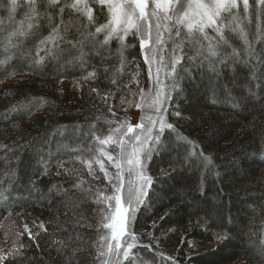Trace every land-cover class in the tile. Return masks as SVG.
<instances>
[{
    "label": "trees",
    "instance_id": "16d2710c",
    "mask_svg": "<svg viewBox=\"0 0 264 264\" xmlns=\"http://www.w3.org/2000/svg\"><path fill=\"white\" fill-rule=\"evenodd\" d=\"M87 2L94 31L108 13ZM249 3L245 16L238 0L242 26L264 61V13ZM38 11V27L18 47L0 44V264H107L109 254L100 255L107 205L98 199L110 185L99 164L86 162L101 148L120 160L116 144L97 137L124 138L133 113L146 111L154 79L131 32L123 47L116 38L107 49L86 43L83 59L64 43L55 59L38 53L53 15L39 0ZM25 13L21 6L10 20L0 9V28L26 25ZM62 19L60 35L81 40L86 17L69 9ZM225 35L229 59L215 73L205 62L194 84L183 79L173 91L175 77L161 70L172 97L164 120L173 128L149 157L152 183L133 220L135 247L118 264H264V62L247 57L236 32Z\"/></svg>",
    "mask_w": 264,
    "mask_h": 264
},
{
    "label": "snow or ice",
    "instance_id": "6c2138e0",
    "mask_svg": "<svg viewBox=\"0 0 264 264\" xmlns=\"http://www.w3.org/2000/svg\"><path fill=\"white\" fill-rule=\"evenodd\" d=\"M92 2L100 6L101 12L106 8L108 13V22L96 26L94 31L92 30V25L95 23L93 8L87 0H39V6L44 8V14L52 12L53 15L48 16L51 31L48 37L40 41L38 53L43 50L48 57L55 59L63 52L60 43H64L71 48L78 49V58L83 59L86 55L84 52L86 43L91 44L94 49H107L110 41L116 38L123 47L126 37L131 32L133 35L139 36V47L144 55L145 63L149 65V77L153 78L152 65L157 64L156 83L158 85L161 83L160 72L163 69L165 78L175 77L170 81L173 91L180 89V82L183 79L194 84L197 78L194 71L202 69L205 62H207L208 70L215 73L217 71L215 65L229 59L228 56L222 55L224 47L230 46L225 35L226 31H234L244 40L247 57L264 62L261 61L260 54L256 53L248 43L247 33L242 26L243 21L239 12L238 0H187L186 6L181 3V0H92ZM256 3L260 6L261 13H264V0H256ZM242 4L243 12L247 16L250 9L249 0H242ZM177 5H180V9H177ZM21 6L26 9L25 15L29 22L26 25L22 22L20 27L12 31L0 28V44L13 48L18 47L20 41L32 34L33 29L38 27V18L41 16L38 11V0H0V9L6 8L10 20L14 19V14ZM69 9L87 19L82 39L75 42L68 41L60 35L63 14ZM56 17L60 18L59 22H54ZM153 20L156 29L155 37L152 34ZM2 24L3 21L0 20V25ZM208 30H211L216 36H210ZM165 33L168 37L167 42L164 39ZM100 34H103V40L97 38ZM165 52H167V58H165ZM231 55L239 58L235 49ZM217 57L219 60L215 59ZM37 62H43V58L38 59ZM242 62L247 63L248 61ZM255 67L253 66V75H255ZM171 99L170 94L157 91L151 105L158 114L157 119L153 120L152 117H149L151 126L147 128L143 123L135 126V128L141 129L142 133H147L143 139L139 134L129 137L128 141L121 138L118 142L113 141L111 134L105 139L97 137L100 145L115 143L119 149L120 160H126L130 166L129 174H132L134 167L137 170L138 179L142 181L134 187L129 186L128 196L125 199L123 195L125 180L120 160L101 148L99 157L94 158V161L86 162L89 168L93 162L99 164L100 171L104 173V178L110 185V194L102 193L98 199L99 203L107 205V214L102 221V227L109 230L111 234L110 241L107 242V253L100 252L101 256L105 254L120 255V250L123 247V257L128 260L129 254L135 247L133 243H128L124 239L129 236L127 230L129 213L135 212L136 206L143 203L142 198L147 196L145 189L152 183V178L143 172L144 160L153 152L154 148L159 150L163 147L162 137L165 129L173 128V125L164 121L162 111ZM137 107L140 105L138 104ZM154 129L155 134H153ZM133 132L134 128L129 126L125 135ZM133 140L135 143L132 144L131 152H127L125 144L131 143ZM100 157H105L108 164L116 169L114 174L109 175L105 162ZM133 201H135V206ZM130 238L135 239L134 235H131ZM101 239L108 240L107 237H101ZM4 259L5 257L0 256V260Z\"/></svg>",
    "mask_w": 264,
    "mask_h": 264
},
{
    "label": "rangeland",
    "instance_id": "374dc122",
    "mask_svg": "<svg viewBox=\"0 0 264 264\" xmlns=\"http://www.w3.org/2000/svg\"><path fill=\"white\" fill-rule=\"evenodd\" d=\"M181 3L183 5H187V0H181ZM177 9H180V5H177L176 6ZM152 24H153V37H155V33H156V29H155V21L153 20L152 21ZM166 35L167 33L164 34V39L166 38ZM153 66L155 67V72H156V67H157V64H153L152 65V69H153ZM154 71V69H153ZM155 72H152L154 75H153V78L154 79V84L153 85V88L150 92V95H149V99H148V102L146 103L147 104V108H146V111L141 113L139 110H136L134 113H133V120H132V123L130 124V126H132L134 128V132L132 134H128V135H125L124 136V140L125 141H128L129 140V137H134L135 135H141V138L143 139L144 135H146L147 133L146 132H143L141 131V129H138V128H135V126L137 124H140V123H143L145 125V127H150V122H149V117H152L153 120H156L157 119V113L155 112L154 110V107H152V103H153V100L155 99L156 97V94H157V91L160 90L162 93H167V90H166V87L164 86V83H160L159 85L155 82ZM163 75L161 74L160 72V80L162 79ZM166 85H168L166 83ZM155 87V89H154ZM164 109H162L163 111V119H164ZM165 121V120H164ZM158 127V125H157ZM153 134H155V129L153 130ZM135 143V141L133 140L131 143H126L125 144V149L127 152H131V149H132V144ZM151 146V145H150ZM151 155V154H150ZM150 155L147 157V159L144 160V167H143V172L146 176H148V172H147V163H148V160H149V157ZM143 159V157H142ZM121 162V166H122V169H123V175H124V180H125V190H124V198L126 199L127 196H128V189H129V186L131 185L132 187H134L136 184L138 183H142L141 180L138 179L137 175H136V169L133 167V172L132 174H129L128 172V168L130 167L126 160H120ZM149 187H147L145 190L147 192ZM144 199V197L142 198ZM133 204L135 206V201H133ZM141 205V204H140ZM136 206V211L135 212H130L129 213V223H128V233H129V236H126L124 239L127 240L128 243H133L135 244V240L131 239V235H134L133 231H132V226H133V220H134V217H135V214L139 208V206ZM110 238H111V234L109 233V236H108V241H110ZM114 243V242H112ZM121 243L123 244V240L121 241ZM126 247V245H125ZM123 251H124V248L122 247L121 250H120V255H115V254H109V260H108V263L107 264H118L119 261H121L124 257H123Z\"/></svg>",
    "mask_w": 264,
    "mask_h": 264
}]
</instances>
